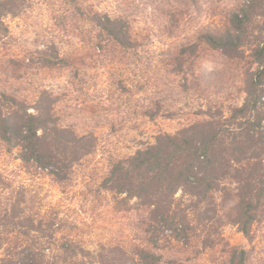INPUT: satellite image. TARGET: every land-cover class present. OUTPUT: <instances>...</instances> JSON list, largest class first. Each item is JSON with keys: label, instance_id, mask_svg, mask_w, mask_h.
Instances as JSON below:
<instances>
[{"label": "rangeland", "instance_id": "rangeland-1", "mask_svg": "<svg viewBox=\"0 0 264 264\" xmlns=\"http://www.w3.org/2000/svg\"><path fill=\"white\" fill-rule=\"evenodd\" d=\"M12 1L14 13L2 19L8 30L0 31V91L35 104L40 91L49 90L59 99V124L92 137L93 145L59 182L48 170L28 168L18 150L0 141V218L10 200L18 201L23 218L52 224L53 240L72 245L76 254L64 264H100L101 253L106 264H139L138 247L153 248L152 237H158V254L181 264H228L233 247L247 250L248 264H264V207L250 239L223 224L213 233L214 247L205 249L208 227L191 207L195 230L186 243L168 228H151L149 210L138 208L136 199L101 188L114 161L154 144L159 135L208 119L210 112L225 123L230 109L244 103L246 77L257 70L252 44L264 18L249 26L251 40L235 59L208 49L200 37L207 28L224 30L252 0ZM97 14L123 19L136 45L116 43L95 24ZM222 186L235 192L234 180ZM222 195L214 194L216 204ZM176 200L180 207L195 202L183 191ZM0 238V264L38 247L34 233L22 236L10 227ZM45 254L62 258L54 247Z\"/></svg>", "mask_w": 264, "mask_h": 264}, {"label": "trees", "instance_id": "trees-1", "mask_svg": "<svg viewBox=\"0 0 264 264\" xmlns=\"http://www.w3.org/2000/svg\"><path fill=\"white\" fill-rule=\"evenodd\" d=\"M16 7L12 0H0V31L8 30L2 19L14 13ZM258 18H264V0H252L246 8L233 14L224 30L207 28L200 41L208 49L235 59L241 56L245 40H251L248 28L256 24L254 21ZM93 19L122 47L136 45L123 19L98 14ZM254 39L258 40L257 44H252L257 70L247 75L244 103L230 109L231 116L226 118V124L210 112L208 119L176 135H159L154 144L127 159L114 161L101 184L102 189L125 195L126 199H136L138 208L148 209L151 228H168L171 237L185 239L186 243L195 230L188 211L196 210L198 223L208 227L203 230L205 249L214 247L213 233L223 224L236 226L250 239L253 225L264 207V130L261 129L264 112L260 106L264 104L261 102L264 96V25ZM58 102V96L49 90L40 91L35 104L20 99L15 92L0 91V141L7 150H18L28 168L48 170L62 182L68 178L71 167L91 153L93 138L78 136L72 127L59 124L55 114ZM227 179L235 181V192L222 186ZM179 191L195 198L192 206H179L176 200ZM218 191L223 194L220 204L214 202V194ZM8 202L7 208L1 211L0 236L9 231V227L10 231H18L22 236L34 233L37 238L34 244L38 247L33 245L24 251L25 248L17 259H3L2 264L71 263L69 259L76 255L72 245L57 244L53 240L52 224L36 223L32 216L23 218L18 201ZM202 204H208L203 211L200 210ZM151 241L152 247L157 248L158 237L157 240L152 237ZM53 247L61 251L62 258H49L45 254L46 248ZM148 247H138L139 264H181L165 260L163 255ZM228 253V264H248L246 249L233 247ZM99 261L107 263L104 253L99 255Z\"/></svg>", "mask_w": 264, "mask_h": 264}]
</instances>
